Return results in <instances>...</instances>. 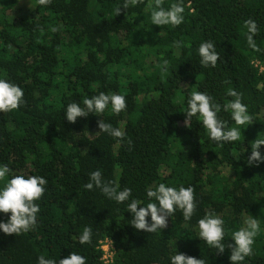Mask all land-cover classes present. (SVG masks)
I'll list each match as a JSON object with an SVG mask.
<instances>
[{"label":"trees","instance_id":"1","mask_svg":"<svg viewBox=\"0 0 264 264\" xmlns=\"http://www.w3.org/2000/svg\"><path fill=\"white\" fill-rule=\"evenodd\" d=\"M178 2L163 0L162 6ZM123 3L0 0V79L21 87L25 101L0 112V166L12 170L0 189L12 175L47 180L36 201L35 229L11 236L0 230V264H38L41 255L58 264L72 252L86 264H171L178 252L205 264H231L227 245L249 217L260 232L242 264H264V162L247 163L254 141L264 139V0H183L179 26L152 24L154 0L116 16ZM248 19L257 23L259 51L247 43ZM206 41L220 55L215 67L200 63L198 49ZM229 89L242 94L250 125H236L231 110H224L235 99ZM193 91L221 105L218 118L226 130L240 129L239 140L213 142L199 114L185 126ZM101 92L123 95L126 110L117 115L109 103L102 114L67 121L68 104L85 107V99ZM100 120L123 130V140L99 132ZM260 151L264 155V145ZM96 170L118 191L131 189L129 199L117 203L95 186L86 190ZM160 183L177 190L191 186L196 210L186 221L177 209L168 227L155 233L138 231L127 206L133 199L138 207L158 203L147 189ZM209 213L224 221L222 254L199 238L198 221ZM10 215L0 213V222ZM85 227L92 238L82 245ZM104 239L114 247L111 263L102 259Z\"/></svg>","mask_w":264,"mask_h":264},{"label":"clouds","instance_id":"2","mask_svg":"<svg viewBox=\"0 0 264 264\" xmlns=\"http://www.w3.org/2000/svg\"><path fill=\"white\" fill-rule=\"evenodd\" d=\"M52 0H38L41 6L50 5ZM143 0H124L122 7H117L114 10L116 16L122 14L129 5H137ZM155 7L149 4L151 11V22L153 25L164 26L172 25L179 26L184 21L183 13L185 11L183 0L178 3H173L169 9H165L163 0H154ZM31 7V5H29ZM247 30V43L255 51H259L255 43L254 36L258 33L257 23L248 19L244 25ZM53 32L58 31L57 28L51 29ZM177 47L180 44L177 42ZM199 56L200 63L204 67L217 65L220 60V55L215 51V46L212 42H203L200 44ZM164 61V65H167ZM227 94L235 97L234 100L223 106L225 111L231 110V118L236 125L242 126L252 123V117L248 114V109L242 103V94L234 89H229ZM25 103L24 91L16 84L10 83L4 79H0V112L7 113L17 110ZM111 103L112 110L119 115L127 108L126 98L120 94L107 95L103 92L92 98H87L83 101L85 107L72 102L67 105L66 119L70 123H75L78 117H87L90 113L102 114ZM221 111V105L215 104L212 98L204 92L193 91L188 99V110L185 113V126L190 127L191 118L199 116L202 118L204 128L209 134V138L216 143L234 142L240 139L241 131L237 127L227 129V122L218 118V113ZM99 132H105L114 138L123 140L125 132L120 128H113L109 123L103 120L98 121ZM97 132V133H99ZM264 145V139H256L251 148V154L247 158L249 166L264 162V155L261 154L260 148ZM12 170L4 165L0 166V181H5L6 177ZM47 180L40 176L28 175H12L10 180H7L4 187L0 189V213H11L7 222H0V230L5 235H20L34 230L37 225V214L40 211L36 201L40 200L45 192ZM94 186L99 188L102 193L117 203H124L131 196V189L124 188L118 191L112 182H104L100 170L90 173V182L84 185L86 190H93ZM147 197L154 198L156 202H150L147 206L138 207L141 205L139 200L133 199L127 206V211L132 214L131 225L136 230H143L148 233H155L158 229L163 230L168 227V219L177 209L183 212L184 220H190L196 210L194 189L181 186L178 190L174 187H168L164 183H160L154 190L147 189ZM151 217V223L148 217ZM246 227H243L232 234L234 244H228L227 247L231 250L229 257L231 264H242L246 257L253 253V244L255 237L260 232L259 222L254 218L245 220ZM224 221L222 218L207 214L204 218L198 221L199 238L205 241L210 247H215L219 253L225 251V245L222 243L225 236ZM92 229L85 227L83 233L79 237L80 243H91ZM38 264H57L56 260L45 259L43 255L38 257ZM58 264H86V258L72 252L66 258L60 259ZM171 264H205L203 259H197L183 253H177L171 257Z\"/></svg>","mask_w":264,"mask_h":264},{"label":"built area","instance_id":"3","mask_svg":"<svg viewBox=\"0 0 264 264\" xmlns=\"http://www.w3.org/2000/svg\"><path fill=\"white\" fill-rule=\"evenodd\" d=\"M259 69L264 72V64L259 65ZM100 248L103 251L102 259H104L106 263H111L113 248H114L111 240L109 239L102 240L100 244Z\"/></svg>","mask_w":264,"mask_h":264}]
</instances>
